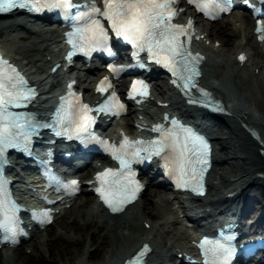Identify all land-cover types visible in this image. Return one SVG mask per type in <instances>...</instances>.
I'll return each instance as SVG.
<instances>
[{"label":"snow or ice","instance_id":"snow-or-ice-1","mask_svg":"<svg viewBox=\"0 0 264 264\" xmlns=\"http://www.w3.org/2000/svg\"><path fill=\"white\" fill-rule=\"evenodd\" d=\"M190 2L197 4L212 17L216 16L218 10L229 7V0ZM175 5L176 0H103V7L91 3L80 10L82 6L74 3V0H0V11L16 7L37 12L59 9L66 18H72V31L67 33L68 42L72 46L68 54L69 61L78 52L91 57L97 50H106L110 56H115L110 43V35L114 33L131 45L132 58L137 63L138 53L146 51L147 59L163 65L171 73V82L186 95H190L189 90L196 87L205 98H210L207 89L199 88L196 81L199 75L197 65L201 57L190 49L193 22L189 19L187 23H176L178 12ZM257 31H264V21L260 22ZM240 59H245L243 54ZM126 67L131 66L117 65L114 62L108 65L117 77ZM75 83L72 81L69 84L70 90ZM96 91L104 94V99L95 106L84 103L79 96L69 91L68 97L62 98L65 103L57 108L53 122L47 126L57 136H76L85 143L96 141L119 162V168L106 167L95 173L96 192L113 212L122 211L125 205L136 199L143 187L136 179L132 164L150 160L153 156L161 158L165 171L172 175L179 187L203 191V175L209 165L210 152L209 143L204 136L172 116L170 124L156 123L152 126V131L158 135L151 139L137 137L130 140L124 135L117 145L92 131L97 119L93 112L122 115L128 110V105L119 99L108 76L99 82ZM35 95V89L17 68L0 58V241L16 243L19 235L24 232L18 215L20 205L12 198L10 182L2 166L7 164V150L29 151L33 134L46 126L33 113L15 110L26 106ZM148 95L146 81L139 78L131 81L127 91L130 100L136 99L140 103ZM193 102L204 103L205 100ZM164 119H169L167 113L164 114ZM54 180L57 190L62 188L71 194L79 191L80 181L77 179L64 181L54 177ZM50 213L51 209L44 208L39 212L33 211L32 216L48 221L51 219ZM232 241V233H221L212 240L205 236L200 241L205 264H229L234 252ZM147 249L148 245L145 244L127 264H136Z\"/></svg>","mask_w":264,"mask_h":264},{"label":"bare ground","instance_id":"bare-ground-1","mask_svg":"<svg viewBox=\"0 0 264 264\" xmlns=\"http://www.w3.org/2000/svg\"><path fill=\"white\" fill-rule=\"evenodd\" d=\"M185 7L184 3L179 5V8L184 9ZM188 15H191V13L188 8H185L181 12V16L185 18ZM18 17L10 16L5 18L0 24V32L4 33L11 29L31 31L36 35V40L33 41V47L25 45L15 47V45H10L13 43V40L8 38L5 41L10 44H4L0 46V49L5 53V56L29 74L30 79H32V84L37 85L42 90L40 96L48 98V93L62 84L61 72L55 75H51L49 72L52 65L61 57L59 53L62 47L61 30L59 28L51 29V27L37 22H23V19ZM227 18L228 22H230L229 24L232 25L231 29L216 30L212 23H208L204 28H198V34L201 35V38L195 42L200 52L206 57L203 66L206 65L205 62L211 65V70L203 67L201 81L206 88L211 90L220 99L228 102V105L225 107L227 114L217 115L216 118L226 125L225 127L229 130L230 135L222 137L220 135L221 130L218 126L210 129V132L215 134L214 152L216 157L207 176V196L195 199L194 203L197 202L200 204L199 208L197 206L195 208H189L185 201H183L182 196L172 193L164 195L161 197L162 204L160 206L158 205V212L154 215L148 213L150 218H159L162 221L159 226L150 224L148 227H146V224L149 223L147 220L139 219L137 215L134 217L130 215V211L138 207L137 202L139 199L131 206L125 208L122 213L115 215L108 214L94 201V210L101 214L100 216L103 218L102 221L105 222V228L107 229V234L105 235H100V230L97 228L96 232L90 236L91 244H94L95 240L100 238L98 242L99 249H106L105 258L101 259L97 264H122L123 258L129 255L141 243L149 244L152 249L147 257L146 264H170L169 262H176L179 259L178 254H181L183 257L184 253L192 254L195 251L192 241L196 231L186 227L183 222L190 212L193 213L194 219L201 217V215L208 218V214L213 210L211 209L213 205L221 203L229 206L231 201L235 200L239 206L238 212L242 214L249 205L248 201L254 198L252 196L262 197L264 200V53L261 50L263 49L264 41L259 42L256 39L250 12H233ZM221 33L227 35L222 43V46L226 47L223 54L219 48H215L214 45L206 43L211 35L217 34L216 36H218ZM241 35L243 36L242 40L236 44L234 39L241 37ZM231 51H234V58L229 57ZM29 52L33 53L30 54L31 56H27L31 57V59L25 56ZM212 53H219L224 57L220 60H214L211 57ZM240 54L247 56L244 62L238 60ZM17 55H24L27 61H22ZM224 64L229 67L228 71H223ZM47 67L49 70H47ZM86 72L101 73L99 69L93 68L86 70ZM210 73L219 78L220 82L216 83L210 80ZM239 73H242L244 76L238 75ZM75 74L76 71H73L72 75L75 76ZM236 75H238V81L232 83L231 86L226 85V81H231ZM75 79L87 99L95 101V87L86 85V75L77 74ZM245 80L247 83L249 82L254 85L256 90L263 95V100L258 101L247 94V88L244 84ZM165 86L168 89L166 83ZM153 92H155L154 95H159L160 97L157 98L151 95L150 99L141 104V110L139 111H135L134 107L131 108L130 113L133 114L135 119H132V122L137 121L139 124H143L145 120L153 118L160 111L176 114L184 121H188V115L178 109L177 101L173 100L169 95L164 96L163 90L156 87L155 83H153ZM125 119L123 118L122 120ZM122 120L117 121L115 124L119 126L117 127L119 129L124 127ZM243 126L253 129L256 138L250 136ZM132 127L134 128V125ZM228 150L230 154L227 153ZM231 158L237 159V167L231 163ZM87 171H89V166L85 169V172ZM226 175H230V177ZM79 176L82 178L83 173ZM150 186H152V183ZM87 191V185H85L82 188V193ZM157 193L154 192L153 194L155 195ZM230 193L232 198H227V194ZM68 203H71V201ZM84 204L85 201L76 206L80 207V205ZM201 207L203 209H200ZM68 210L66 204L61 205L55 213V217L70 215L71 211ZM178 212H180L179 215ZM180 215H182V218H180ZM263 215L264 209H260L257 218L259 219ZM205 218H201L200 220ZM176 224L181 227L178 229L175 228L174 225ZM128 225H131V227H128ZM122 226L127 228L128 232L121 230L116 234L114 231ZM77 229V227L73 226V231ZM158 229H162L163 233L173 234L169 241L171 243L170 248L174 252L169 253L167 250L158 249L160 245H167L168 243H164L155 238L156 234L154 232ZM108 232L113 233V239L117 235V238L112 242L111 246H109V242L105 238ZM37 235L38 231L34 232L31 238ZM8 260L9 258L7 257ZM9 262L11 264V260ZM180 263H183L181 258ZM74 264L88 263L85 258H81Z\"/></svg>","mask_w":264,"mask_h":264},{"label":"rangeland","instance_id":"rangeland-1","mask_svg":"<svg viewBox=\"0 0 264 264\" xmlns=\"http://www.w3.org/2000/svg\"><path fill=\"white\" fill-rule=\"evenodd\" d=\"M4 19H0V24L3 22ZM42 23V22H40ZM228 18H224L220 22L212 23L213 27L216 30L221 29H231L232 25L229 24ZM208 23L200 20L198 18L197 27L198 28H204ZM42 25H46L45 23H42ZM227 32V31H225ZM217 35V34H216ZM211 35L210 38L207 40V44L214 45L215 48H219L220 51L225 52L226 47L222 46L223 39L227 36L225 33H221V35L218 34ZM12 39L13 43L10 44L9 42H6L5 40ZM15 38V39H13ZM243 36L236 37L235 43L238 44L242 40ZM36 40V35L33 34L31 31H27L25 29H11L8 31H5L4 33L0 32V46H3L4 44H10L16 46L25 45L28 47H33V41ZM8 47V46H6ZM8 51L7 49H5ZM264 53V44L263 49H261ZM30 54H33L32 52L26 53L27 56H31ZM222 54L219 53H212L211 57L214 60H220L222 57ZM229 54V53H228ZM18 58H21L22 61H27V58L31 59V57L25 58L24 55H17ZM229 57L234 58V51H231L229 54ZM203 66L204 68H208L211 70V65L207 64ZM229 67L224 64L223 65V71H228ZM82 72H76L77 74H81ZM81 75H86V85L94 86L93 80L99 76L97 73H91V72H85ZM238 75H243L242 73H239ZM238 75L235 76L234 79L231 81H226V85L231 86L232 83H235L238 81ZM244 76V75H243ZM210 80L219 83L220 80L217 78L214 74H209ZM85 80V79H84ZM156 83V87L161 88L164 92V96L167 95L168 91L165 89V82L163 78L158 76L153 80ZM245 86L247 88V94H249L254 99L261 101L263 100V95L256 90L254 85L252 83H247L245 80ZM78 86H80L78 84ZM53 93V90L49 92V96H51ZM155 93V92H154ZM157 97H160L157 95ZM225 101V100H224ZM226 102V101H225ZM254 108V107H252ZM132 118H134L133 114H129V116L126 117V120L129 121V129H132ZM124 126V125H123ZM218 128H220V135L227 136L230 135L229 130L225 127L223 122L219 121L217 123ZM216 126V127H217ZM115 127L110 126L108 131H112ZM217 135V133H216ZM231 151V149H230ZM230 151L228 150V154H230ZM98 160H94V164L97 163ZM231 163L237 167L238 161L235 158H231ZM91 167H89L90 169ZM85 172V171H84ZM83 173V172H82ZM81 174V173H80ZM230 177V175H226ZM156 180H152V186H149L148 190L144 192V194L140 197L138 200V207L131 212V216L134 217L137 215L139 219L147 220L149 223L146 225H157L159 226L162 219H152L150 216H148V213L150 215H154L158 212V205L160 206L161 203V197L164 195H167L168 192L166 189L162 186L156 185ZM154 192H158L157 194H153ZM253 199L257 198L260 201L258 203H253V205L247 209L249 216H251L256 208L262 204L263 198L252 196ZM88 199V200H87ZM72 206L68 207L71 211L70 215H62L60 217H56V219L53 221L52 224H50L48 227H46L43 230H40L38 232L37 236L32 237L31 239L27 240L26 242L22 243L20 246L16 248H1L0 249V264H10L9 260H11V264H42L44 260H48L52 264H74L78 261V259L85 258L87 260L88 264H97L101 261V259L105 258V250H101L98 247V242L100 241V238H97L95 240L94 244L90 243V236L92 233L96 232L97 228L100 230V235L107 234V229L105 228V222H103V218H101V214L98 213L96 210H94V198L93 196L87 191L81 193L77 198H75ZM85 201L84 205H80V207H77V204H80ZM252 203V202H251ZM176 208V207H175ZM68 210V211H69ZM180 212H178V215ZM182 217V215H180ZM180 217V218H181ZM73 226L77 227L78 229L76 231H73ZM128 227H131V225ZM175 228L181 227L180 225L176 224L174 225ZM128 232L127 228L119 227L116 231V234L119 233V231ZM156 234L155 238L159 241L168 242L167 245H160L158 249L160 250H167L169 253L174 252L170 248V241L169 239L172 238L173 234H166L162 232V229H158L154 232ZM115 239L117 238V235H115ZM105 238L109 242V246H111L112 242L115 240L113 239V233L108 232V235L105 236ZM49 242V245H48ZM110 248V247H109ZM7 257L9 260L7 261ZM177 262H169L170 264H179Z\"/></svg>","mask_w":264,"mask_h":264},{"label":"trees","instance_id":"trees-1","mask_svg":"<svg viewBox=\"0 0 264 264\" xmlns=\"http://www.w3.org/2000/svg\"><path fill=\"white\" fill-rule=\"evenodd\" d=\"M42 264H52V263H50L48 260H44V261L42 262Z\"/></svg>","mask_w":264,"mask_h":264}]
</instances>
